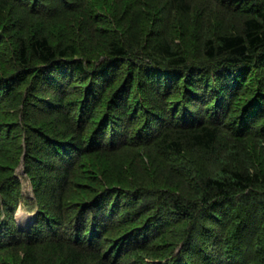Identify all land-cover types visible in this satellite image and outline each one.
<instances>
[{"label": "trees", "instance_id": "1", "mask_svg": "<svg viewBox=\"0 0 264 264\" xmlns=\"http://www.w3.org/2000/svg\"><path fill=\"white\" fill-rule=\"evenodd\" d=\"M31 1L0 0V120L5 125L0 133L4 127L2 140L14 138L15 147L0 143V163L7 166L0 179V251L23 247L22 264L34 261L41 244L50 248L53 260L47 264H264L262 257L250 259L264 248V166L239 167L227 159L209 174L194 160V155H214L222 131L234 145L246 137L264 141V0H240L242 7L239 0H219L222 8L240 7L246 17L237 30L203 39V60H191L159 29L153 31L154 25L147 45L146 21L140 33L129 31L132 21L126 31L115 25L99 31L101 50L88 43L98 33L90 26L86 43L68 34L54 43L50 20L77 11V21L88 24L111 11L96 9L90 0ZM165 2L181 14L192 7V0ZM122 66L126 76L112 89ZM249 76L255 81L250 87ZM84 82L81 96L68 100L71 88ZM134 88L135 102L128 98ZM110 91L105 113L91 121ZM70 106L76 109L75 122L65 110ZM228 117L233 122L226 126ZM125 147L149 149L150 161L158 156L170 165L179 159L196 177L191 184L197 200L158 177L142 191L128 167L123 172L106 164L108 155ZM21 158L39 199L31 202L30 209L38 206V211L28 230H20L14 218L23 198L14 174ZM77 177L88 181L86 194L80 205L66 209ZM143 193L156 200V212L146 218L150 206L141 200ZM230 214L238 223L226 235ZM178 220L189 223L180 227ZM175 222L182 234L174 252L155 254L162 249L153 243Z\"/></svg>", "mask_w": 264, "mask_h": 264}, {"label": "rangeland", "instance_id": "2", "mask_svg": "<svg viewBox=\"0 0 264 264\" xmlns=\"http://www.w3.org/2000/svg\"><path fill=\"white\" fill-rule=\"evenodd\" d=\"M28 4H30L31 0H26ZM134 0H90L91 3H94L97 5L96 9L99 8L100 10L104 11H111L109 13H100V18H97L93 22H90L88 24H84V20L77 21L78 18H80V13L77 11H74L73 13H70L66 19L63 18H56L52 19L46 24L48 25V32L51 36L52 41L58 42L62 39V34H68L74 37L81 38V40H84V36H86L87 28L94 27L96 30H98L97 34H94V37H92V41H89V45H91V48H98L101 50V48L97 47V37L102 30H107L106 28L109 25H115L120 30L128 29L129 23L131 21L133 22L132 27L129 28V31L135 33H140V24L143 23V21L147 22V30L143 31V34L147 35V45L148 42H150V36H155L152 32L148 31L149 27L154 25V30H160V34L167 37L175 46V48L182 51L186 56L190 57L191 60L199 59L203 60L201 58L200 53V45L203 42V39H209L213 38L214 36H217V34H221L224 32H230L235 31L238 28H240L241 21L244 17H246V14L243 11H240V7L236 8L234 5H229L231 7L229 8H222V4L219 0H192V7L188 14H181L178 12H172L167 7H165L167 0H135L134 2H131ZM228 3L229 0H223ZM235 1V0H233ZM238 1V0H237ZM235 1L234 3H240ZM254 3H260V0H251ZM251 2V3H252ZM240 3L239 6H241ZM106 6V8H104ZM242 7V6H241ZM165 8V9H164ZM107 9V10H106ZM164 9V10H163ZM239 9V10H238ZM138 11H141L143 14H140L138 24L133 21L134 16H136V13ZM153 12V13H152ZM152 13V14H151ZM16 15L12 18V21H17ZM141 20V21H140ZM159 20V21H157ZM72 21V22H71ZM80 24V26L76 25L77 23ZM157 21V22H156ZM140 22V23H139ZM34 25H31V27ZM78 27V28H77ZM73 28V29H72ZM20 30V29H19ZM67 30V31H66ZM77 32V35H74L73 32ZM108 31V30H107ZM10 35L13 33L12 30L9 31ZM150 32V33H148ZM157 32V31H156ZM155 32V33H156ZM9 34V33H8ZM91 36V35H90ZM86 43V41L84 40ZM99 45V44H98ZM100 46V45H99ZM122 70H120L118 74V81L114 84L112 89H115L117 85L125 78L126 74V67L122 66ZM119 71V70H118ZM248 81H246V84L248 87L253 85L255 82L254 79H251L250 76L247 78ZM88 82H84L82 85L77 86L75 88H71V95L67 97L68 100H74L75 98H79L81 96V93L83 92V87L87 86ZM134 89L130 90V93H128V98L131 101H136L134 99ZM114 92V90H113ZM111 91L106 94L105 97H103V101L96 107V112L93 114L91 121H96L97 119L101 118L106 110V105L108 104V99L113 94ZM136 97V96H135ZM134 101V102H135ZM237 104L240 102L239 100H236ZM9 105H14L13 99H8ZM236 104V107H237ZM119 105V104H118ZM235 103L232 105V109L236 108ZM101 109V111H100ZM32 110V109H31ZM33 110L41 111L43 112V108H34ZM32 110V111H33ZM67 113L71 116L72 121L75 122V116H76V109L73 107L65 108ZM232 114V113H231ZM232 118L228 117L226 120V123L224 125H231L233 120ZM139 119H137L138 121ZM91 123V122H90ZM4 125V121L1 122L0 120V126ZM5 126V125H4ZM231 127V126H228ZM259 124H256V129L258 130ZM5 128L3 127L2 133H0V143L6 144L7 147L15 148L14 142L11 140L14 138H11L10 140L3 139V135H5ZM232 137H230L229 134L226 133V131H222L219 135V142L217 143V147L215 148L216 151L214 152V155H208L205 153L194 155V160L198 161L200 165L206 167V171L209 174H213L212 170L214 167H217V165H221L223 162H225L227 159L228 161L232 163V165L243 167L247 166L248 163L252 164L254 167H257L259 169L263 168L264 166V141L261 142L257 139H252L250 137H246V140L238 143L233 144V142L230 140ZM2 141V142H1ZM234 153V155H229L230 152ZM13 150V149H10ZM149 155L150 150L145 148V150L142 147L132 148V147H125L122 149H118V151H114V153L108 155L110 160L107 159L106 164H110L114 166L116 170H122L123 172L126 171L125 168L130 173H133L134 181L136 184L144 185L143 190H146V188L149 187V184L151 179H159L161 183H163L165 180L167 181L169 187L176 191H182L183 195L185 197L189 198V195L196 196V193H194V189L191 182H196L195 175L192 176L193 171L189 167H186L185 165L180 164L179 159L174 160L173 162H170V165L166 163V161H163L160 157L155 156L153 159L154 161H150V159H146V157ZM149 152V153H148ZM126 153V154H124ZM211 156V157H209ZM23 158V157H22ZM21 158L20 162L15 167L14 174L18 177L20 181L19 185V191H20V197L23 198L20 199L18 202L16 209L14 211V218L18 224V227L20 230H28L30 226L33 224L34 216L37 213L38 206H35L33 210L30 209L31 202L39 200L35 192L33 190V186L31 183V179L26 175L25 168L23 165V159ZM167 160V158H166ZM83 162V161H82ZM93 160L91 163L92 168L96 171L95 163L93 164ZM104 164V159H103ZM172 164V165H171ZM126 166V167H123ZM195 168V166L193 167ZM5 170L4 174H1L0 172V179L2 175L6 176L7 172V166L4 164V162L0 163V171ZM156 173V176H155ZM109 175V174H108ZM160 175V176H158ZM145 183V184H143ZM149 183V184H148ZM89 185L88 181H86L83 178H76L73 180L72 187H70V191L65 199L66 203V209L68 207L74 206L75 203L80 205L79 200L81 197H83L86 193L84 190H86L87 186ZM152 192V191H150ZM156 192V190H154ZM124 194V193H123ZM121 196V195H120ZM141 200L144 201L145 207L150 206V213H147L144 215V218H146L148 215H153V213L156 212V200H153L152 197L148 196L147 193H143L141 195ZM192 198L191 201L194 202L197 200V198ZM125 199V197H122ZM123 199V200H124ZM47 200L48 204L52 205L51 201L49 199ZM122 200V201H123ZM47 206V204H46ZM68 212L65 214L67 216ZM237 216L229 215V217L226 220V228H225V234L229 235L231 231L233 232L236 228V222H237ZM181 223L180 227H185L189 221H177ZM175 222L170 227V231H167L166 235H163L161 239H158L153 244L156 246L161 247L160 253H155L163 256H170L175 248L177 247L176 240L180 236L179 230L176 229L173 226L177 224ZM184 222V223H183ZM238 223V222H237ZM178 230V231H177ZM262 238L264 239V232L262 233ZM47 244V243H46ZM87 244V243H86ZM45 245V244H43ZM41 244L40 247H37L35 250V259L32 261V263L29 264H47L49 263V260H53L50 253V248L48 246H43ZM37 246V245H35ZM107 249V248H106ZM104 253V252H102ZM101 254V252H100ZM163 255V256H162ZM25 256V249L23 247H18L15 245L8 246L0 251V264H22V259ZM147 256V255H145ZM250 259L256 258L259 261V257H262L261 261L264 262V248L261 250V253H257L256 255H251ZM12 258V259H11ZM150 261L149 259H147ZM163 262H166L164 260ZM143 263V262H141ZM28 264V263H26ZM128 264V263H124ZM243 264V263H242Z\"/></svg>", "mask_w": 264, "mask_h": 264}]
</instances>
